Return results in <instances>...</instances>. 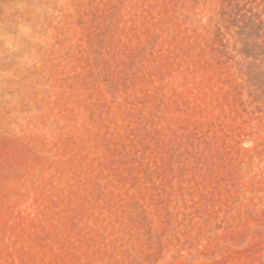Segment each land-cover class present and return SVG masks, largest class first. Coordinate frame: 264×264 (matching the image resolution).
I'll return each instance as SVG.
<instances>
[{"label": "rangeland", "instance_id": "374dc122", "mask_svg": "<svg viewBox=\"0 0 264 264\" xmlns=\"http://www.w3.org/2000/svg\"><path fill=\"white\" fill-rule=\"evenodd\" d=\"M0 264H264V0H0Z\"/></svg>", "mask_w": 264, "mask_h": 264}]
</instances>
